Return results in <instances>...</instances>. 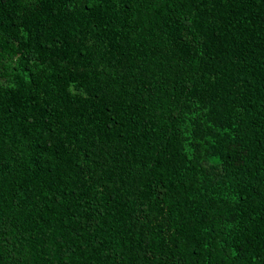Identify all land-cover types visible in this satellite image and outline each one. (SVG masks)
I'll list each match as a JSON object with an SVG mask.
<instances>
[{
  "label": "trees",
  "instance_id": "trees-1",
  "mask_svg": "<svg viewBox=\"0 0 264 264\" xmlns=\"http://www.w3.org/2000/svg\"><path fill=\"white\" fill-rule=\"evenodd\" d=\"M0 264H264V0H0Z\"/></svg>",
  "mask_w": 264,
  "mask_h": 264
}]
</instances>
